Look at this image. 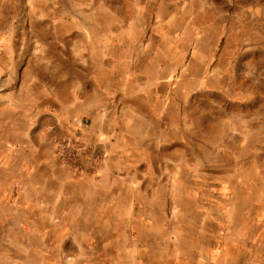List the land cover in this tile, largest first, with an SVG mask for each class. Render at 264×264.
<instances>
[{
  "label": "crops",
  "instance_id": "0c3cea01",
  "mask_svg": "<svg viewBox=\"0 0 264 264\" xmlns=\"http://www.w3.org/2000/svg\"><path fill=\"white\" fill-rule=\"evenodd\" d=\"M116 41L92 40L91 65L84 44L76 41L73 56L63 41L61 79L109 78L112 85L102 89L83 81L53 88L44 51L0 62V78L12 80V102L0 109V264H264V217L257 214V206L264 212V185L225 193L218 204H196L188 187L180 207L178 106L146 101L163 91L147 85L157 77L145 69L146 52ZM110 93L123 96V114L101 108ZM84 116L89 126L74 128ZM112 127L117 133L106 144L102 133ZM64 132L103 151L102 165L63 167L51 139ZM169 192L177 204L171 220Z\"/></svg>",
  "mask_w": 264,
  "mask_h": 264
},
{
  "label": "rangeland",
  "instance_id": "374dc122",
  "mask_svg": "<svg viewBox=\"0 0 264 264\" xmlns=\"http://www.w3.org/2000/svg\"><path fill=\"white\" fill-rule=\"evenodd\" d=\"M112 39L146 52L145 69L157 77L147 85L163 89L146 101L178 106L181 174L174 182L180 183V207L187 204L188 187L196 190V204H218L225 193L231 198L238 188L264 185V0H0V62L47 52L52 70L45 74L53 88L81 81L85 88L112 85L101 76L61 79L67 71L63 41L73 56L76 41L84 44L88 61L92 40ZM11 82L0 78V109L12 102ZM103 99L101 108L122 113L121 94ZM89 121L74 119L73 127L85 130ZM115 133L112 127L101 137L108 142ZM51 140L58 161L71 170L83 172L85 163L99 167L106 158L78 136L53 133ZM166 160H160L164 167ZM165 203L171 220L177 204L170 192ZM165 227L170 230L168 222Z\"/></svg>",
  "mask_w": 264,
  "mask_h": 264
},
{
  "label": "bare ground",
  "instance_id": "6f19581e",
  "mask_svg": "<svg viewBox=\"0 0 264 264\" xmlns=\"http://www.w3.org/2000/svg\"><path fill=\"white\" fill-rule=\"evenodd\" d=\"M193 72V71H192ZM263 192V191H262ZM248 193V192H247ZM261 194V193H260Z\"/></svg>",
  "mask_w": 264,
  "mask_h": 264
}]
</instances>
